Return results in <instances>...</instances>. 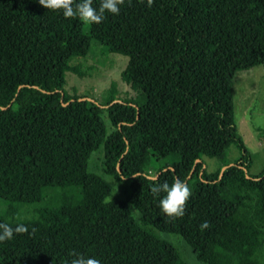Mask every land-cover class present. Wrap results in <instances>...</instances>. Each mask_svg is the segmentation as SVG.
Segmentation results:
<instances>
[{"label":"trees","instance_id":"trees-1","mask_svg":"<svg viewBox=\"0 0 264 264\" xmlns=\"http://www.w3.org/2000/svg\"><path fill=\"white\" fill-rule=\"evenodd\" d=\"M93 43L128 58L122 79L134 98L116 100L113 84L103 102L66 90L67 73L86 77L73 60ZM256 66L264 0H123L118 15L92 25L39 0H0V222L28 229L0 243V264H69L75 253L100 264H188L158 233L182 237L205 264H264V171L249 173L232 84ZM231 146L241 160L208 172L203 158ZM101 147L104 174L127 177L122 200L88 170ZM137 172L183 180L185 214L164 216Z\"/></svg>","mask_w":264,"mask_h":264},{"label":"rangeland","instance_id":"rangeland-1","mask_svg":"<svg viewBox=\"0 0 264 264\" xmlns=\"http://www.w3.org/2000/svg\"><path fill=\"white\" fill-rule=\"evenodd\" d=\"M95 46L97 44L93 43L88 56L73 60V64L80 67L86 73V77L79 78L75 74L67 73L66 90L71 95L76 94L89 100L103 102L113 84L115 93L112 96L116 100L134 98L135 92L122 79V72L127 65L128 58L119 54H104L99 47ZM232 84L237 134L242 138L252 159L249 173L256 176L264 171V66L237 72ZM105 120L108 124L109 119L105 118ZM242 155L241 149L231 146L224 158L204 157L203 160L207 171L214 172L221 165L238 163ZM164 163L154 162L149 169L155 173L156 169ZM103 165L104 148L101 147L91 155L88 170L102 176L112 186L113 198L124 199L129 190L128 183L125 180H115L105 175ZM7 208L8 204L0 199V216L5 215ZM133 212L135 219H138V212L135 210ZM158 235L176 246L188 264H205L197 259L182 237L166 233H158Z\"/></svg>","mask_w":264,"mask_h":264},{"label":"clouds","instance_id":"clouds-1","mask_svg":"<svg viewBox=\"0 0 264 264\" xmlns=\"http://www.w3.org/2000/svg\"><path fill=\"white\" fill-rule=\"evenodd\" d=\"M152 0H147L151 5ZM123 0H98L93 6V0H39V4L53 12H60L64 18L78 19L84 25L99 24L105 19L106 14L118 15ZM133 176L140 177L144 181L151 182L150 192L164 216L168 218H179L185 214V205L190 197L188 185L179 178H174L171 183L160 181L156 174L137 172ZM122 177L121 179H126ZM200 230L208 228V222L200 224ZM28 231L24 224L18 223L12 226L5 222H0V243L10 241L14 238V233L20 234ZM69 264H100L94 257L75 253Z\"/></svg>","mask_w":264,"mask_h":264}]
</instances>
